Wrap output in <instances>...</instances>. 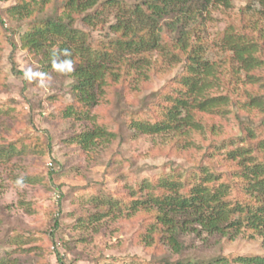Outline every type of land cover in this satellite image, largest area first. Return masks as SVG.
I'll return each instance as SVG.
<instances>
[{"label": "trees", "instance_id": "16d2710c", "mask_svg": "<svg viewBox=\"0 0 264 264\" xmlns=\"http://www.w3.org/2000/svg\"><path fill=\"white\" fill-rule=\"evenodd\" d=\"M0 1L11 4L0 8V37L6 36L0 44L12 46L13 72L27 77L14 61L21 46L43 77L72 82L63 95L50 98L61 106L57 114L43 119L75 130L63 140L66 147L85 156L119 140V157L127 134L134 133L160 138L148 156L169 159L161 175L141 181L130 170L113 181L109 164L100 183L109 194L98 193L90 186L94 182L79 189V199L93 209L78 228L144 214L133 242L156 248L159 256L140 264H264V255L192 258L188 254L196 248L187 242L246 234L264 249V0L227 12V26L214 39L206 22L212 8L230 9L229 0ZM209 51L215 55L207 56ZM158 77L169 78L167 84L146 94L137 109L139 96ZM66 95L71 101L64 103ZM17 117L15 107L0 106V168L29 154L54 161L49 131L9 138ZM30 124L34 129L33 117ZM184 156L191 167L172 160ZM47 169L51 185L59 171ZM12 178L27 185L40 181L32 175ZM61 189H55L60 216ZM54 221L51 240L60 228L59 219ZM11 243L8 234L0 241V264H22L20 253H30Z\"/></svg>", "mask_w": 264, "mask_h": 264}, {"label": "rangeland", "instance_id": "374dc122", "mask_svg": "<svg viewBox=\"0 0 264 264\" xmlns=\"http://www.w3.org/2000/svg\"><path fill=\"white\" fill-rule=\"evenodd\" d=\"M125 1L135 2V0ZM229 1L232 4L230 9L223 5L211 9L213 11L206 22L210 39H214L216 34L227 26V12L237 13L241 7L248 4L249 0ZM10 5L0 1L2 10L9 8ZM5 22L8 23L7 18ZM8 27L7 24L5 28ZM5 38L6 36L2 35L0 37L3 40ZM14 40L19 43L18 36ZM11 53L10 43L0 44V106L15 107L18 114L17 119L11 122L13 132L9 138H15L26 132L49 131L53 140L54 161H47L37 154H29L22 159H13L11 166L3 165L0 168V241L8 234L15 249L30 252L29 254L20 253L19 256L23 257L22 264H60L58 257H61L65 264H140L142 260L146 262L157 260L156 257L159 254L156 248L146 249L145 245L139 241L137 244L133 242V238L136 239L142 232L146 221L144 214L130 219L124 215L119 221H104L94 227L78 228L77 224L78 220L91 214L93 209V204L86 203L85 199L83 201L79 199V189L89 182H94L90 186L93 185L98 193L109 194L100 184L105 178L104 174L109 164L111 169L108 177L113 181L118 176L124 175L126 170L134 173L136 179L140 181L144 177L153 178L163 173V167L169 159L148 156L155 142L161 139L128 133V139L120 149L122 156L117 155L119 140L103 143L93 149L89 155L81 156L79 150L70 149L63 143V140L75 131L70 128V125L61 122L48 124L43 121L46 117L56 115L61 108L59 103L50 100L51 96L63 95V91L69 89L72 82L63 77L58 81L43 77L40 64L33 56L23 51L21 46L16 52L14 61L16 69L27 77L16 75L12 70ZM214 55L213 51L207 54L209 57ZM168 79L156 78L154 84L146 89V93L139 96L136 108L146 94L161 90ZM70 101L67 95L63 99L64 103ZM31 117L34 119V129H28L29 126L32 127ZM229 134L235 135L236 130L231 128ZM114 156L118 159L113 158ZM187 158L188 156H184L182 159L172 160L176 164L191 167L192 162L190 158ZM130 163L135 165L128 169ZM47 167L55 172L59 171L53 176L55 184L49 185L51 181L47 179ZM14 175L21 179L26 175H32L40 181L36 184H20L18 180L14 181L12 178ZM58 186H62L61 193L65 194L62 216L58 210L61 195L55 191ZM57 218L60 228L51 240L49 232L54 230L56 223L54 219ZM208 238L203 236L202 239L199 238L193 242L192 237L187 238V242L193 243L196 248V251L192 250V254L189 252L188 256L210 260L220 256L234 259L264 255L261 242L249 240L246 234H241L234 240L220 237ZM168 259L176 261L177 257L169 256Z\"/></svg>", "mask_w": 264, "mask_h": 264}, {"label": "clouds", "instance_id": "9594fccd", "mask_svg": "<svg viewBox=\"0 0 264 264\" xmlns=\"http://www.w3.org/2000/svg\"><path fill=\"white\" fill-rule=\"evenodd\" d=\"M19 183V182H18Z\"/></svg>", "mask_w": 264, "mask_h": 264}]
</instances>
